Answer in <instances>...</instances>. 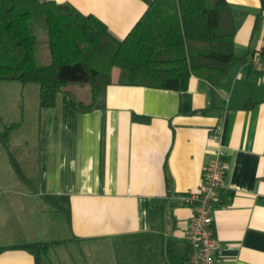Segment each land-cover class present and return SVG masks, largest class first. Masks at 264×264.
<instances>
[{"label":"crops","instance_id":"0c3cea01","mask_svg":"<svg viewBox=\"0 0 264 264\" xmlns=\"http://www.w3.org/2000/svg\"><path fill=\"white\" fill-rule=\"evenodd\" d=\"M41 1L91 14L118 39L147 6ZM225 2L236 21L234 53L245 60L213 86L196 76L185 90L124 85L114 71L96 107L79 112L62 93L40 107L38 84L27 92L0 80V246L49 243L37 263L10 248L0 264H54L49 252L58 264H188L192 209L184 197L218 148L225 172L212 210L214 264H264V72L248 63L264 49V0ZM46 196H63L68 215Z\"/></svg>","mask_w":264,"mask_h":264},{"label":"trees","instance_id":"16d2710c","mask_svg":"<svg viewBox=\"0 0 264 264\" xmlns=\"http://www.w3.org/2000/svg\"><path fill=\"white\" fill-rule=\"evenodd\" d=\"M143 14L122 38L114 37L95 16L83 15L68 3L41 0H0V80L39 85L40 107H51L58 93L79 112L96 107L105 88L116 83L185 90L191 76L212 86L245 58L234 53L236 21L225 0H146ZM43 14L48 61L35 56V16ZM89 87L84 102L66 87ZM7 130L0 133L6 141ZM18 175L21 173L12 161ZM68 215L63 196H46ZM49 243L31 242L19 248L37 263ZM187 259L185 258V261ZM183 259L174 260L181 264Z\"/></svg>","mask_w":264,"mask_h":264},{"label":"built area","instance_id":"2783aa9c","mask_svg":"<svg viewBox=\"0 0 264 264\" xmlns=\"http://www.w3.org/2000/svg\"><path fill=\"white\" fill-rule=\"evenodd\" d=\"M248 63L256 71L264 72V49L252 52ZM224 172L223 152L218 148L204 166L199 187L184 197V201L192 209L185 232L189 248L188 264L215 263L216 240L212 227V210L220 199Z\"/></svg>","mask_w":264,"mask_h":264},{"label":"rangeland","instance_id":"374dc122","mask_svg":"<svg viewBox=\"0 0 264 264\" xmlns=\"http://www.w3.org/2000/svg\"><path fill=\"white\" fill-rule=\"evenodd\" d=\"M32 24L34 26L35 32H36V44H35V56L36 60L39 64H44L48 61V50H47V43H46V30H45V24H44V16L43 14H39L35 16V18L32 21ZM21 85L22 83H17ZM23 85V84H22ZM28 92V88H32V86H36V83H26ZM69 89L77 99L82 100L84 102H89L91 100V94L88 86L85 85H79V84H68L66 87ZM30 94H27L28 100L30 99ZM101 97V96H100ZM98 98V101L101 100V98ZM36 130L34 127H31L28 129V134L30 135V138L35 137ZM54 251L58 252V249H55ZM59 253V252H58ZM61 255V253H59ZM59 256L58 254H56ZM49 259L52 261V263L58 264L59 261L57 260L55 253L53 256V252H49L48 255ZM61 258V257H60ZM45 260V259H44ZM65 264H70L68 261L69 259H64Z\"/></svg>","mask_w":264,"mask_h":264}]
</instances>
